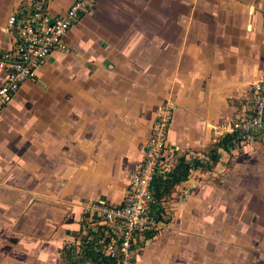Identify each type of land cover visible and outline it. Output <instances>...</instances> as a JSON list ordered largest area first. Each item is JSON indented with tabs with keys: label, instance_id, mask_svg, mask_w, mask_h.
<instances>
[{
	"label": "crops",
	"instance_id": "0c3cea01",
	"mask_svg": "<svg viewBox=\"0 0 264 264\" xmlns=\"http://www.w3.org/2000/svg\"><path fill=\"white\" fill-rule=\"evenodd\" d=\"M0 0V51L10 14ZM72 0H51L54 12ZM264 0H97L0 114V264H93L73 250L87 201L119 203L151 124L203 158L264 78ZM249 11H252L251 13ZM0 68V84L6 78ZM264 143L218 148L163 197L167 226L134 264H264ZM255 154V155H254Z\"/></svg>",
	"mask_w": 264,
	"mask_h": 264
},
{
	"label": "built area",
	"instance_id": "2783aa9c",
	"mask_svg": "<svg viewBox=\"0 0 264 264\" xmlns=\"http://www.w3.org/2000/svg\"><path fill=\"white\" fill-rule=\"evenodd\" d=\"M96 1L72 0L63 11L54 12L51 0H30L10 14L7 29L13 44L0 51V68L7 73L0 84V114L51 53L66 50L65 34L82 15L94 9ZM257 10L264 14V5ZM249 90L247 97L235 99L236 112L219 126L221 136L228 135L229 146L236 149L264 143V78L251 83ZM171 120L172 112L164 106L151 124L142 158L129 172V182L119 203H84V217L73 239V250L78 254L97 252L98 260L91 263L134 264L140 244L167 226L163 198L155 199L153 184L176 161V153L167 147Z\"/></svg>",
	"mask_w": 264,
	"mask_h": 264
},
{
	"label": "trees",
	"instance_id": "16d2710c",
	"mask_svg": "<svg viewBox=\"0 0 264 264\" xmlns=\"http://www.w3.org/2000/svg\"><path fill=\"white\" fill-rule=\"evenodd\" d=\"M229 144V136L224 135L221 136L219 141L212 142L208 146L207 152L203 158L193 157L190 161H188L185 159L184 154L178 155L172 169L169 172H165L155 178L153 184L155 199L158 201L171 194L175 185L185 180L192 168L204 167L205 164L208 168L213 167L218 160V148H227ZM91 255H94L93 259L95 260L96 254L93 251H87L85 253V256Z\"/></svg>",
	"mask_w": 264,
	"mask_h": 264
},
{
	"label": "rangeland",
	"instance_id": "374dc122",
	"mask_svg": "<svg viewBox=\"0 0 264 264\" xmlns=\"http://www.w3.org/2000/svg\"><path fill=\"white\" fill-rule=\"evenodd\" d=\"M234 102H235V99H233V100L231 101V104H232V105H235ZM260 149H264V147H261ZM255 154H257V155H264V152L260 151V152L255 153ZM255 154H254V155H255Z\"/></svg>",
	"mask_w": 264,
	"mask_h": 264
}]
</instances>
